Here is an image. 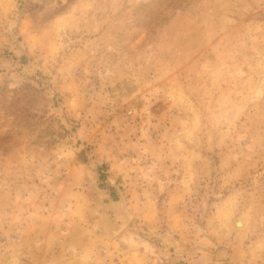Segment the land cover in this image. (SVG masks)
Returning a JSON list of instances; mask_svg holds the SVG:
<instances>
[{"label": "rangeland", "instance_id": "obj_1", "mask_svg": "<svg viewBox=\"0 0 264 264\" xmlns=\"http://www.w3.org/2000/svg\"><path fill=\"white\" fill-rule=\"evenodd\" d=\"M0 264H264V0H0Z\"/></svg>", "mask_w": 264, "mask_h": 264}]
</instances>
